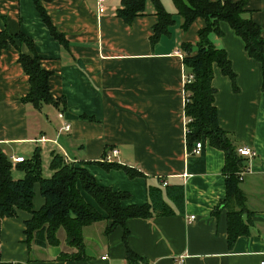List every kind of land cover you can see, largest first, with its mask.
Segmentation results:
<instances>
[{
    "label": "crops",
    "instance_id": "obj_1",
    "mask_svg": "<svg viewBox=\"0 0 264 264\" xmlns=\"http://www.w3.org/2000/svg\"><path fill=\"white\" fill-rule=\"evenodd\" d=\"M158 1L174 22L151 41L157 17L150 0L130 23L116 15L122 0H103L102 14L97 13L94 0H37L56 32L64 36L61 46L49 34L34 0H0V32H21L32 40L38 65L49 71L48 93L55 100L62 99L65 106L63 111L60 104L51 103L37 109L21 101L29 82L17 62L19 51L7 43L0 50V146L8 159L29 158L38 148L41 173L47 166L50 176L48 162L55 151L64 162L82 165L99 185L128 192L129 197L120 203L123 207L145 203L147 187L182 184L183 188L181 209L173 207L171 213H154L149 218H128L125 240L121 226L104 234L109 221L84 226L82 259L59 258L61 253L75 251L65 244L62 229L56 232L55 246L39 247L31 239L27 241L24 229L30 213L18 210L15 217L0 220V263L125 264L127 249L149 264H178V257L182 264L264 261V92L260 89V65L246 55L242 40L228 24L218 22L222 34L210 35V39L224 49L236 86L234 89L213 66L211 87L218 126L231 136L236 148L246 146L254 152L245 158L246 174L238 183L249 211L243 214L248 234L240 235L228 247V206L220 205L225 197L223 152L201 138L202 150L194 156L184 142L183 65L178 52L181 43L197 40L204 20L197 17L182 30V19L171 0V4ZM245 4L264 38V0H245ZM15 44L26 52L23 45ZM65 123L69 128L63 131ZM114 148L118 155L111 161L142 175L129 178L122 170L106 171L93 163ZM24 151L30 155L25 156ZM15 164L11 162V175L20 178L23 173ZM77 188L84 201L105 216L78 184ZM32 193L31 206L37 211L44 202L38 183L33 184ZM190 216L194 219L188 222Z\"/></svg>",
    "mask_w": 264,
    "mask_h": 264
},
{
    "label": "trees",
    "instance_id": "obj_2",
    "mask_svg": "<svg viewBox=\"0 0 264 264\" xmlns=\"http://www.w3.org/2000/svg\"><path fill=\"white\" fill-rule=\"evenodd\" d=\"M145 1L122 0V6L116 11L117 17L130 23L134 16L142 14ZM150 1L154 5L157 17V22L152 26V34L149 36L150 40L154 41L173 24L174 18L164 10L158 0ZM34 2L49 34L62 46L65 41L64 36L56 32L47 15L38 6L37 0ZM171 2L176 9V14L182 19L180 25L182 30H186L197 17L204 20V26L197 31V40L193 44H180L183 71L192 76V81L182 87L185 102L182 111L187 119L184 142L190 151L194 142L203 138L212 147L223 152L224 164L221 171L225 177V197L220 205L226 203L225 205L228 206L226 244L232 247L237 237L247 233L243 214L249 211L245 207L244 194L238 186L240 181L237 178L238 170H243L246 166L245 157L236 154L235 143L231 136L218 126L213 101L215 90L211 87L212 68L216 66L230 80L234 89L236 88L235 74L230 69L224 49L213 44L210 35L219 37L222 34L218 22L224 21L228 24L235 35L242 40L246 55L259 63L262 92H264V38L261 37L259 27L248 16L245 0L232 2L229 0H171ZM15 41L23 45L26 52L20 51ZM7 43L14 45L19 51L17 62L21 65L29 82V90L21 101L37 109H40L42 104L51 103L54 106L60 104V110L63 111L65 107L63 100H55L48 93L49 71L43 70L38 65L39 56L34 50L32 40L21 32L14 35H9L5 31L0 32V50L5 48ZM93 163L106 171L111 168L122 170L129 178L142 175L134 168L114 161L105 162L102 159ZM48 164L51 175L44 177L41 173L40 150L35 148L29 158L23 157L22 162L15 164L23 175L20 178H14L11 175L13 166L0 146V220L15 217L18 210L29 212L30 218L25 221L24 235L27 241L31 239L39 247L55 246L58 243L56 232L62 229L65 244L75 249L73 253H61L59 258L62 260L83 258L81 230L84 226L101 220L109 221L104 228V234L111 232L116 226H121L122 239L125 240L128 233L124 225L128 218H149L154 213L166 215L173 212V207L181 209L183 206L182 184H169L162 189L147 187L145 203L139 206L131 204L123 207L120 203L129 197V193L99 185L82 165L64 162L63 157L55 151H51ZM34 183L39 184V193L44 199L37 211H34L31 206ZM77 184L80 190L91 197L105 216L84 201ZM141 261L147 262L136 256L130 249L126 250L125 264H139Z\"/></svg>",
    "mask_w": 264,
    "mask_h": 264
},
{
    "label": "built area",
    "instance_id": "obj_3",
    "mask_svg": "<svg viewBox=\"0 0 264 264\" xmlns=\"http://www.w3.org/2000/svg\"><path fill=\"white\" fill-rule=\"evenodd\" d=\"M95 2V5H96V9H97V13L98 14H102L104 9H105V5H103V0H94ZM178 56L181 58L182 57V54L181 52L179 53L178 52ZM192 81V76L185 73L184 71L182 72V87L184 84H187L189 82ZM184 96V95H183ZM183 102H184V97H183ZM185 103V102H184ZM187 119L185 118V123H186ZM69 128V124L68 123H65L63 124L62 126V130L65 131V130H68ZM184 131H185V128H184ZM186 132V131H185ZM193 148L190 150V154L192 155H197L201 152L202 150V147L203 145L201 144L200 140L194 142L193 144ZM236 154L240 155V156H243L245 158H251L252 155L254 154L253 150L251 151L249 147H246V146H238L236 148ZM118 155V149L114 148V149H111L109 150L108 153H106L104 156H103V159L105 162H109L112 160L113 157L117 156ZM10 162L12 163H19V162H22L23 161V157L19 156V157H16V156H10L9 158ZM246 174V169H243V170H238V173H237V178L239 181H241L244 177V175ZM166 182L165 181H162V185H165ZM194 219V216H190L189 218H187V221L190 222ZM101 259H104V256L101 257ZM177 263L178 264H182L183 263V260L181 257H178L177 258ZM139 264H149L148 262H143L141 261V263ZM260 264H264V261H261Z\"/></svg>",
    "mask_w": 264,
    "mask_h": 264
},
{
    "label": "rangeland",
    "instance_id": "obj_4",
    "mask_svg": "<svg viewBox=\"0 0 264 264\" xmlns=\"http://www.w3.org/2000/svg\"><path fill=\"white\" fill-rule=\"evenodd\" d=\"M168 2H169V0H167ZM170 3V2H169ZM171 4V3H170ZM170 9H172V6H170ZM175 16V15H174ZM20 148H23L24 149V146L22 145ZM22 149V150H23ZM24 153V155L25 156H29L30 155V153H27L26 151H24L23 152ZM33 153V152H32ZM47 172H48V168H47V166L45 167V166H43V168H42V175H44V177H47L48 176V174H47Z\"/></svg>",
    "mask_w": 264,
    "mask_h": 264
}]
</instances>
